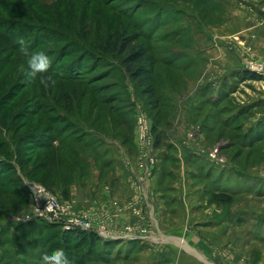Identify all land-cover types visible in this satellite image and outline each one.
<instances>
[{
    "label": "rangeland",
    "instance_id": "rangeland-1",
    "mask_svg": "<svg viewBox=\"0 0 264 264\" xmlns=\"http://www.w3.org/2000/svg\"><path fill=\"white\" fill-rule=\"evenodd\" d=\"M255 7L252 0H0V148L16 140L14 147L0 151V181L7 184V191L16 192L6 199L8 192L0 188V264H52L43 256L57 249L64 251L67 264L81 263L89 248V241L77 247V241L84 239L82 231H66L47 220H25L32 204L31 186H43L62 200L73 199L80 213L95 212L82 208V199L97 200L81 191L90 174L105 172L115 162L134 173L133 166L137 167L138 188H147L152 179L148 185L139 181L144 175L142 140L140 131L138 138L133 132L141 117L149 122L155 140L153 176L159 171L168 175L161 183L169 200L175 199L170 188L181 174L202 176L193 187L205 183L207 176H231L228 203L248 207L249 213L242 229L245 243L238 246L239 253L235 244L229 247L243 260L241 264H264V71L251 70L253 65H264V60L253 50L255 30L246 40L239 35L229 39L221 32L232 9ZM248 23L255 28L264 19ZM119 38H130L128 50L107 54L106 44ZM136 46L148 50L151 95L125 64ZM38 53L47 55L50 65L47 71L32 74L27 61ZM227 53L237 56V64L225 62ZM196 121H202V128L192 137ZM66 138L80 144L75 145L76 155L85 159V166L77 162L75 170L64 169L69 157L65 153L57 170L66 182L29 176L28 158L38 162L49 153H33L30 142L58 144ZM189 138H200L201 149L185 154L176 141ZM211 148L209 157L206 152ZM130 154L137 166L128 159ZM83 168L88 171L82 179ZM23 186L28 203L4 215L5 203H20ZM133 206L129 209L142 216ZM71 232L81 235L69 240L64 233ZM95 247L94 253L102 252L101 245Z\"/></svg>",
    "mask_w": 264,
    "mask_h": 264
},
{
    "label": "crops",
    "instance_id": "crops-1",
    "mask_svg": "<svg viewBox=\"0 0 264 264\" xmlns=\"http://www.w3.org/2000/svg\"><path fill=\"white\" fill-rule=\"evenodd\" d=\"M252 1L257 8H239V10L236 8L230 11L232 16L225 15V18L230 17V19L228 18L229 22L225 24L226 26L224 25V30H221V32L229 39L235 37L234 35H239L242 40H246L251 37L252 31L255 30L256 36L252 40L253 50L258 58L264 60V23L255 28L252 25L253 23L248 25V21L264 19V0ZM235 58H237L235 54L227 53L225 62L227 61V64H237ZM201 123L202 121H196L193 129L194 133H191L192 137L195 136V130L201 127ZM139 129L140 126L133 131L137 134V138ZM175 130H177L176 127L173 128V131ZM178 134L177 131L176 135L178 136ZM199 139L189 138L186 142L180 139L182 145L179 144V141H176L177 147L185 154L188 151L194 152L201 149L197 143ZM214 149H209L206 155L211 157L209 152H213ZM129 157L133 159L130 161L137 166L134 156L130 154L128 159ZM220 157L223 160L225 155L221 153ZM121 166H123V163ZM197 166H199V163ZM134 167L135 173L131 168L125 170L123 167L117 166L115 162L110 168H105L107 172L97 170V173H91L86 187L82 188L81 191L83 196L94 195L97 200L82 199V208L96 211L100 221L115 232H120L126 226L135 227L141 222L148 221L152 223L151 225L157 230L158 234L160 233L161 245L153 246L142 240H104L93 232L92 234H96L100 238L98 245H101V251H103L106 258L99 261L96 258L99 253H94L96 247L89 246L87 252L81 255V263L79 264L243 263L241 258H236V254H234L231 247L233 248V244H235L237 249L241 243H245L242 229L245 227L244 219H247L249 212L246 210L248 207L236 206L234 208L228 203L229 199L227 197L232 196L229 192L231 187L229 180L233 179L231 176L219 173L210 178L205 173L208 177L205 179L206 182L193 187V183L202 176L191 177L190 174H181L178 181L170 188L173 191V197H175L174 200L170 201L168 195L164 194L166 193L165 185L161 183L167 181L168 175H164L161 171L154 173L149 186L144 189L143 186L142 189H139L138 187H141V184L137 183V176L140 175V171L136 169L137 167ZM249 177V175L246 176V178ZM253 177L251 179H254ZM91 180L92 183L89 184ZM214 180H217L218 184L213 182ZM131 205H134L142 213V216H136L129 209ZM148 213L150 214L147 215ZM234 216H236V220H234ZM258 220H254V223H258ZM107 243L112 245L110 249L104 247L108 246ZM118 243L121 246L116 252L121 251L123 255L121 252H119V255L114 252L110 256L111 250H115L114 248L117 247ZM86 259L91 260L83 262Z\"/></svg>",
    "mask_w": 264,
    "mask_h": 264
},
{
    "label": "built area",
    "instance_id": "built-area-1",
    "mask_svg": "<svg viewBox=\"0 0 264 264\" xmlns=\"http://www.w3.org/2000/svg\"><path fill=\"white\" fill-rule=\"evenodd\" d=\"M251 70L261 73L264 71V65H253L251 66ZM139 126L140 138L142 140V144L140 143L142 154L140 169L144 172V175L140 176L139 181L142 180L148 185L152 179L154 166L156 164L155 140L150 133L151 127L146 119L141 117ZM147 147L148 154L146 156ZM31 188L32 204L29 214L25 215V220H27V222L35 219L47 220L50 223L61 225L66 231L94 232L104 240H142L158 243L162 239L159 238V235H153L155 229L150 228L148 226L150 224L146 226L138 225L137 227L129 226L123 228L120 232L112 231L108 225L100 221L96 211H84L80 213L73 199H59L47 188L37 184H33ZM132 208H134V206ZM134 211L139 213L136 208H134Z\"/></svg>",
    "mask_w": 264,
    "mask_h": 264
},
{
    "label": "trees",
    "instance_id": "trees-1",
    "mask_svg": "<svg viewBox=\"0 0 264 264\" xmlns=\"http://www.w3.org/2000/svg\"><path fill=\"white\" fill-rule=\"evenodd\" d=\"M222 12H220V14L218 15L221 16ZM130 38H123V39H117L115 40V42H109L108 44H106V53L108 54H112L115 52H121L124 53L126 50H128V48L131 45V42L129 41ZM133 51L129 54V56L126 58L125 60V64L127 66V68L130 70L133 78L138 81L142 86H146L147 88L145 89V92L148 93L149 95L152 94L153 88L151 87L150 84V80L152 77V70L151 67H148V63H149V55H148V50L145 47H140V48H133ZM33 53V52H32ZM100 55L97 54V57H99ZM93 59V58H91ZM137 65H139V67L135 68ZM70 74V73H68ZM71 78L73 77H77L74 74H70ZM47 81V80H45ZM67 96H65L66 98ZM74 105V104H73ZM72 107V106H71ZM13 139V138H12ZM16 140H14V144L13 145H5L3 147L0 148L1 152H6L10 146L15 145ZM159 141H157L158 143ZM55 142H50L49 140L45 141V142H41V141H31L29 144V148H31L32 152L34 153L35 150H45L46 152L48 151V155L44 156L41 160H39L38 162L35 160V158L33 156H30L25 164L26 167H30L29 173L28 175L41 180L42 177L44 178H50L53 182H55L54 178L56 180H60V182H66V181H62V179H60L61 177L59 176V172L62 164V155L63 154H67L69 155V157L74 156L76 157V161L72 159H70L69 157H67L65 160H67V163L64 166V169H70V170H75V163H80L82 166H85L84 163H86L85 159L83 158H79L80 155H76V153L78 152V148L75 147V145H77L79 147L80 144H76V141H70L67 138L61 140L58 144H54ZM157 145V144H156ZM86 146H84L85 148ZM87 151V148H86ZM86 153V152H85ZM61 154V155H60ZM34 155V154H32ZM60 155V156H59ZM19 159V157H18ZM88 163V162H87ZM88 166V164H87ZM89 167V166H88ZM2 170V168H0V171ZM88 170L86 168H83L82 171V179L86 176V172ZM2 175L4 174V172L1 173ZM59 174V175H58ZM81 179V180H82ZM80 180V181H81ZM22 184V182H21ZM65 184V183H63ZM7 184L3 181H0V188L2 190L5 189V186ZM9 186V185H8ZM24 189V192L20 193L19 195L22 197L20 203H15L14 202L11 203V205L9 206L7 203L4 204V207L6 209L4 215H6L7 213H14L17 212L21 209L22 206H25V204H27L28 202V194H27V190L24 188V186L22 187ZM5 191H7L5 189ZM8 193L4 195V198L8 199V196H16V192L13 191H7ZM9 194V195H8ZM18 195V194H17ZM3 197V196H0ZM8 201V200H6ZM2 203V202H1ZM66 234L65 237L68 238L69 240L72 238V236L74 235H81L83 234V240H78L74 239V241H77V247L78 248H82L84 245V243L88 242V247L89 246H96L99 244V240L100 238L96 235V234H87V233H78L76 232L74 234V232L72 233H64ZM89 238L91 240H89ZM108 245V243L106 244ZM92 247H90L91 249H93ZM107 247V246H104ZM73 250H77L76 246ZM71 250V251H73ZM112 251V250H111ZM110 251V252H111ZM96 253V252H95ZM96 258L99 259V261H103L105 260V256L103 254V251L99 254L96 255ZM95 259V258H94Z\"/></svg>",
    "mask_w": 264,
    "mask_h": 264
},
{
    "label": "clouds",
    "instance_id": "clouds-1",
    "mask_svg": "<svg viewBox=\"0 0 264 264\" xmlns=\"http://www.w3.org/2000/svg\"><path fill=\"white\" fill-rule=\"evenodd\" d=\"M27 62L32 70V74L35 72H45L50 65V60L44 53H38L30 56ZM43 259L51 261L52 264H67V259L62 249H57L52 254L44 255Z\"/></svg>",
    "mask_w": 264,
    "mask_h": 264
}]
</instances>
